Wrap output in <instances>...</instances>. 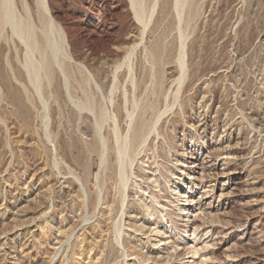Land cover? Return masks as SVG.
<instances>
[{
    "label": "rangeland",
    "instance_id": "374dc122",
    "mask_svg": "<svg viewBox=\"0 0 264 264\" xmlns=\"http://www.w3.org/2000/svg\"><path fill=\"white\" fill-rule=\"evenodd\" d=\"M194 1V19H187L189 1L180 22L187 45L186 78L178 101L182 107L176 103L158 125L161 136L151 135L142 146L132 164L121 214L115 211L116 203L112 211L108 208L103 192L90 208L74 177L83 176V138L77 131L71 139L67 136L74 131L67 124L74 107L64 89L57 101L51 93L46 98L51 118L60 122L58 138L72 146L67 153L71 174L51 135L44 139L39 102L23 88L20 44L4 28L0 264H264V0ZM13 2L23 17L28 7L41 39L36 0ZM172 5V0H158L141 39L129 0H48L65 37L63 62L71 74L79 76L77 69L88 75L98 72L111 82L115 74L119 87L121 81L130 86L128 79L124 82L127 66L115 67L131 46L136 96L167 102L179 75V31ZM155 50L160 62L151 60L149 53ZM154 71L158 77L152 83L147 74ZM59 73L56 69L58 86ZM141 79L146 83L140 84ZM95 168L93 161L88 182L93 194L98 190ZM100 171L103 178L108 174L103 167ZM114 224L120 227L116 239Z\"/></svg>",
    "mask_w": 264,
    "mask_h": 264
},
{
    "label": "bare ground",
    "instance_id": "6f19581e",
    "mask_svg": "<svg viewBox=\"0 0 264 264\" xmlns=\"http://www.w3.org/2000/svg\"><path fill=\"white\" fill-rule=\"evenodd\" d=\"M189 1L192 6V11L187 14V19L192 21L196 11L195 1L172 0V8L178 21L177 28L179 31L177 57L179 75L174 81L176 89L172 91L173 96L167 102V99L163 100L158 96L154 100L148 96L142 97L141 94L136 96L135 92L139 85L135 83L133 68L129 66L130 57L133 54V48L131 46L128 48L130 49L128 52V49H126L127 56L124 57L123 62L116 59L118 62H116L115 67L116 70H119L123 64L127 66V70L124 72V82L128 79L130 86L124 87L123 81H121V83L119 82V87L115 74L113 75L112 82L110 79L106 80L107 77H104L105 79L99 78L97 75L98 72L95 73L96 75H88L83 70L77 69L79 76L74 72L73 75L70 73V65L63 62V59L67 57L65 37L51 16L48 0H36V12L42 34L41 39L36 32L38 25L36 26V21L29 14L27 6H25V17H23L17 12L13 0H0V36L7 26L10 29L11 35L17 38L20 44L18 47L21 51V63L25 74L24 91L39 102L38 110L41 112L40 123L43 129L44 139L49 138L51 135L50 137L53 139L52 143L57 152L59 151L58 154L66 162L70 174L73 168L70 162L68 163L67 153L70 151L69 147L72 146L65 140L58 138L60 122L58 120L56 121L54 116L51 118L46 94L51 93L57 101L60 91L64 89L66 98L74 107L75 111L73 110L72 113H68L67 116L68 127L72 126L74 131L71 134H67V136L71 139V135L77 131L81 138H83V176L79 178L74 175V177L81 182L87 204L92 209L97 205L100 195L103 192L102 199L107 202L108 208L112 211L116 203L115 211L119 213L120 210V214L122 213L128 178L132 172V164L136 157L142 153V146L149 141L151 135H153L154 139L161 136V128L158 125L176 103L182 107V100H180V103L178 101L181 91L183 92V83L186 78L185 68H187V64L185 65V46L187 45L185 44L186 38L180 28V22L182 20L183 7ZM129 2L135 21L141 26L139 33L137 32L138 36L143 39L145 30L157 9L158 0H150L149 3H146V0H129ZM105 49L107 48L104 47ZM149 55L153 62L161 61L160 55L156 50L150 51ZM61 56L63 57L62 59ZM113 64L115 65V63ZM108 65L106 63L105 67ZM102 66L104 65L102 64ZM100 67L98 65V68ZM56 69L62 75V78L58 79L59 86L54 85ZM157 72L154 71L147 74V77H150L152 83L158 77ZM139 83L145 84L146 81L141 79ZM72 89L75 90V94L79 92V96L75 95L71 91ZM117 90H119L118 95L116 94ZM166 92L163 94L164 97L166 96ZM152 94H155L154 90ZM57 106L59 107L58 111L62 114L63 110L60 108V105L57 104ZM136 112L137 114L134 117ZM56 115L59 114L56 113ZM52 119L56 121L53 127L50 126ZM129 132L130 135L128 136ZM84 137H90V140L88 138L89 141H87ZM93 161H95V169H97L94 186L98 190L95 194L91 193L92 191L88 186L89 178L92 174L91 168ZM101 167H103V171L108 172L104 178L101 176ZM108 182L115 186L118 199L115 198V192L111 194L112 185H108ZM182 184L183 181L179 180L178 187H181ZM174 191L176 193L179 192L177 188ZM181 198H184V195H181ZM145 208L148 211L150 206H146ZM181 212L184 214V209ZM155 232L160 233L159 231ZM119 235L120 227L114 224L113 236L116 239Z\"/></svg>",
    "mask_w": 264,
    "mask_h": 264
}]
</instances>
